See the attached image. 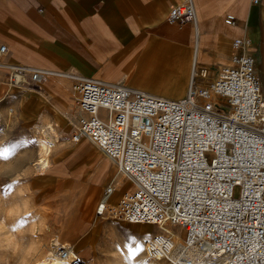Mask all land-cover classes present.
<instances>
[{"label": "built area", "instance_id": "2783aa9c", "mask_svg": "<svg viewBox=\"0 0 264 264\" xmlns=\"http://www.w3.org/2000/svg\"><path fill=\"white\" fill-rule=\"evenodd\" d=\"M168 21L197 29L193 0L171 8ZM232 47L212 80L194 63L182 100L88 78L72 83L73 142L92 143L135 187L114 201L107 186L95 216L155 226L144 246L150 261L264 264V86L250 43L237 39ZM9 56L4 46L0 66ZM7 70L0 105L4 83L36 88L50 78L23 66Z\"/></svg>", "mask_w": 264, "mask_h": 264}, {"label": "crops", "instance_id": "0c3cea01", "mask_svg": "<svg viewBox=\"0 0 264 264\" xmlns=\"http://www.w3.org/2000/svg\"><path fill=\"white\" fill-rule=\"evenodd\" d=\"M183 2L0 0V50L10 49L0 80L10 65L48 72L43 84L49 102L36 94L21 96L22 104L42 113L55 102L64 111L66 91L74 80L87 78L182 100L194 63L208 68L212 80L240 39L250 43L264 86V0H193L197 29L168 21L170 9ZM228 15L234 24L225 22ZM107 225L92 224L85 237L88 250L120 252L121 233Z\"/></svg>", "mask_w": 264, "mask_h": 264}, {"label": "rangeland", "instance_id": "374dc122", "mask_svg": "<svg viewBox=\"0 0 264 264\" xmlns=\"http://www.w3.org/2000/svg\"><path fill=\"white\" fill-rule=\"evenodd\" d=\"M2 70L8 72L7 69ZM2 86L7 92V84L4 83ZM38 87L14 86L13 94L8 92L9 94L0 105V264H20L31 245H35L36 250L29 257V264H40L46 258L47 248L50 246L53 248L58 244L71 245V248L75 250L78 257L73 264L122 262V249L120 252L115 249L107 253H95L87 249L86 232L91 229L92 224L97 222H106L108 224L106 228L119 229L124 258L127 257L129 251H133V245L141 249L144 244L139 257L130 256L128 264L150 262L146 257L144 246L146 241L157 233L155 226L144 224L149 228L132 232L127 229L126 225H140L114 220L99 221L96 218V207L107 186L118 185L120 190L125 183L129 184L132 190L135 187L128 176L118 171V168L103 155L100 154L97 163L91 162L87 157V150H84L85 147L80 146L83 142L90 145L89 142L68 144L74 135L75 126L70 128L65 120L57 122L61 136L57 137L58 144L51 156V164L45 171L47 175L34 168L40 157L38 142L40 139L48 140V135L37 132L40 129L38 115L42 112L30 110L27 105L22 104L21 96L22 94L29 95L26 89H37ZM69 89L66 91L69 99L64 112L76 125L72 87ZM44 113L42 114L45 118V125L46 122L47 124L56 122L57 118L52 112V114ZM31 117L33 119L30 120ZM5 126L8 128H5L6 131L3 132ZM65 128L71 129L69 137L62 134ZM62 142L64 143L61 144ZM58 161L61 166L56 164ZM239 192L240 189H236L235 196L239 197ZM123 193L117 190L118 198L114 201H118ZM90 195L91 202L87 205L86 201ZM87 209L88 215H82L81 211ZM163 264L169 263L163 261Z\"/></svg>", "mask_w": 264, "mask_h": 264}, {"label": "bare ground", "instance_id": "6f19581e", "mask_svg": "<svg viewBox=\"0 0 264 264\" xmlns=\"http://www.w3.org/2000/svg\"><path fill=\"white\" fill-rule=\"evenodd\" d=\"M1 67V66H0ZM215 78V77H214ZM213 78V79H214ZM43 83L39 82L38 85L40 87H38L37 89H26L28 91V94H36V95H39L40 96V100H43L45 102L48 101V93H50L47 89H46V85L43 84V86L41 85ZM8 86V90L7 92L9 93H12L13 94V90H14V86H10V85H7ZM8 93V94H9ZM10 99V98H9ZM49 102V101H48ZM13 110V109H12ZM48 110L49 112H52L54 114V116L57 118L56 122L54 123H49L47 124L46 122V125H45V118H43V114L40 113L38 115V118L40 119V129L37 131L38 133L42 132L43 134H47L48 135V140L46 139H40L39 140V152H40V157H39V160L37 163H35V166L34 168H36L39 172H41L42 174L44 175H47L45 174V171L49 168V165L51 164L50 163V160H51V156L53 155V152H54V149H55V146L58 144L57 142V137L58 136H61V132L59 131V127H58V123L57 122H60V121H67L70 126V128H72L73 126L76 127V125L74 124V121L72 119H70V117H68L64 111L60 110V107L58 104H56V102L54 104H51L49 103L48 104ZM51 113V114H52ZM45 114V113H44ZM49 121V120H48ZM1 127V126H0ZM5 128L7 129L8 127H4L3 129V132L5 130ZM70 128H65L63 129L62 131V134H64L65 136L69 137V133H70ZM61 130V129H60ZM65 130V131H64ZM6 131V130H5ZM44 136V135H43ZM73 137V135H72ZM72 137H71V142H69L68 144L72 143L73 140H72ZM45 138V137H44ZM82 142V141H81ZM89 142V141H88ZM64 142H62L61 144H63ZM90 143V142H89ZM67 144V145H68ZM80 146L81 147H85L84 150H87L88 152V155L87 157L90 158V161L94 162V163H97L98 159L100 158V154L102 155L101 151L98 150V148L96 146H94L92 143H90V145H87L85 142L83 143H80ZM94 149V150H93ZM81 153V152H80ZM60 161H58L56 164H58ZM55 164V163H54ZM59 165V164H58ZM61 166V164L59 165ZM116 167V166H115ZM118 168V167H116ZM119 171V169H118ZM108 175V174H107ZM124 176H126L124 174ZM125 178V177H124ZM82 180V179H81ZM125 180V179H124ZM115 181V180H114ZM44 183V182H43ZM42 183V184H43ZM68 183V182H67ZM113 183V182H112ZM122 183V182H121ZM66 184V183H65ZM114 184V183H113ZM117 184V182H116ZM69 185V184H68ZM94 185V184H93ZM74 186V185H73ZM114 188H115V192L111 195V199L113 200H116L118 198V195L116 194L117 193V190L118 191H121V192H131L132 191V188H130V185L129 184H125L122 185L120 187V190L118 189V185H113ZM80 187V186H79ZM99 187V186H98ZM77 188V186H76ZM85 188V187H84ZM40 189V188H39ZM82 189H83V186H82ZM61 192V191H60ZM86 192V190H85ZM69 193V192H68ZM71 193V192H70ZM74 193V192H73ZM62 195V194H61ZM92 196L94 194H91ZM91 195L89 198H87V201H86V204H90L91 202ZM117 195V196H116ZM64 196V195H63ZM63 198V197H62ZM65 198V197H64ZM67 198V197H66ZM79 199V198H78ZM84 199V198H83ZM72 200V199H71ZM68 202V201H67ZM66 202V203H67ZM93 202V201H92ZM83 203V202H82ZM100 202H98V205H99ZM63 204V203H62ZM68 205H70L68 203ZM76 205V204H75ZM81 205V204H80ZM73 206V205H72ZM71 206V207H72ZM67 207V205H66ZM82 207V206H81ZM80 207V208H81ZM98 207V206H97ZM96 207V209H97ZM68 208L70 209V207L68 206ZM90 209V208H89ZM67 210V209H66ZM88 209L85 211H81L82 212V215H88L89 212H87ZM71 213V212H70ZM77 213V212H76ZM77 215V214H76ZM86 217V216H85ZM78 218V217H77ZM80 218V217H79ZM132 224V223H130ZM126 225V224H125ZM137 225H140V226H131V225H126L127 229L130 230V231H144L146 229H148L149 227L147 225H144V224H137ZM148 232V231H147ZM57 239V238H55ZM9 242V241H8ZM6 242V243H8ZM54 242H57L56 240H54ZM60 242V241H59ZM62 242V241H61ZM10 243H13L10 241ZM58 243V242H57ZM57 243H54V244H57ZM64 244V243H63ZM38 245V244H37ZM53 245V243H52ZM144 245V244H143ZM143 245L141 246V249L140 248H136V246H132V249L133 251H129L127 257L124 258V249H122V262H119L117 264H128L129 263V259H130V256H133L135 258H138L139 255L141 254L142 252V248H143ZM39 246V245H38ZM7 248V247H6ZM47 248V247H46ZM61 248H64V249H67L68 250V256L66 258L63 257V255L61 254ZM126 250V249H125ZM128 250H131V249H128ZM47 254H46V258L45 260H43L44 264H73L75 262V260L77 259V255H76V252L75 250H73L71 248V245H59L58 246L56 245L55 247H48L47 250H46ZM128 252V251H127ZM126 256V255H125ZM129 256V257H128ZM137 260V259H136ZM140 260V258H139ZM138 261V260H137ZM132 262V261H131ZM39 263V262H38ZM144 264H163V260H158V261H150V262H146Z\"/></svg>", "mask_w": 264, "mask_h": 264}, {"label": "clouds", "instance_id": "9594fccd", "mask_svg": "<svg viewBox=\"0 0 264 264\" xmlns=\"http://www.w3.org/2000/svg\"><path fill=\"white\" fill-rule=\"evenodd\" d=\"M36 250V246L35 245H31L29 246L28 250H27V253H26V256L25 258H23L21 261H20V264H29V257L32 256L33 252ZM40 264H44L43 261L40 262Z\"/></svg>", "mask_w": 264, "mask_h": 264}]
</instances>
